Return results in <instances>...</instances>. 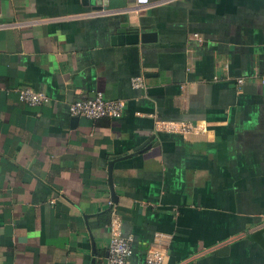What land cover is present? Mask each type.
<instances>
[{"label": "crops", "instance_id": "0c3cea01", "mask_svg": "<svg viewBox=\"0 0 264 264\" xmlns=\"http://www.w3.org/2000/svg\"><path fill=\"white\" fill-rule=\"evenodd\" d=\"M109 1L0 0V264H104L112 211L131 263L264 264V0Z\"/></svg>", "mask_w": 264, "mask_h": 264}, {"label": "built area", "instance_id": "2783aa9c", "mask_svg": "<svg viewBox=\"0 0 264 264\" xmlns=\"http://www.w3.org/2000/svg\"><path fill=\"white\" fill-rule=\"evenodd\" d=\"M138 5L150 3L149 0H135ZM99 10H94L98 13ZM242 82L241 77L235 79L236 84ZM131 87H143L144 79L141 75H133L129 78ZM16 97L28 105H39L48 102V95L41 91L35 90L30 86L24 85L16 89ZM124 109V101L120 98L104 97L101 91L96 90L90 96L76 97L67 104V110L72 115L85 116L88 118H97L102 116L119 117ZM157 129L170 131H189L192 126L187 121H172L157 119L155 120ZM121 220L114 211L111 212L108 220L109 235L106 245V258L104 264H135L129 261L131 252V237L123 235L120 231ZM165 251L157 247L149 248L143 260L137 264H164Z\"/></svg>", "mask_w": 264, "mask_h": 264}, {"label": "water", "instance_id": "95a60500", "mask_svg": "<svg viewBox=\"0 0 264 264\" xmlns=\"http://www.w3.org/2000/svg\"><path fill=\"white\" fill-rule=\"evenodd\" d=\"M83 2H86V3H88L91 7H93V8H100V7H102V6H106V5H108L109 4V0H82ZM121 31H126L125 29H123V30H121ZM134 35V34H133ZM133 35H132V33L130 32V34H127V36H129L130 37V39H132L133 38ZM126 36V37H127ZM136 38L134 37L133 38V40H135ZM74 117V119H76L78 116L77 115H74L73 116ZM144 144L145 143H141V144H139L137 147H134V149L132 150V152H135L136 150H140V148H142V146H144ZM111 164H112V161H109L108 162V165H107V182H108V185H109V187H110V190L111 191H113L112 190V186H111V177H110V166H111Z\"/></svg>", "mask_w": 264, "mask_h": 264}]
</instances>
